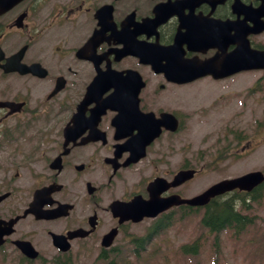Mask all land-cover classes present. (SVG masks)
I'll return each mask as SVG.
<instances>
[{
	"label": "flooded vegetation",
	"instance_id": "flooded-vegetation-1",
	"mask_svg": "<svg viewBox=\"0 0 264 264\" xmlns=\"http://www.w3.org/2000/svg\"><path fill=\"white\" fill-rule=\"evenodd\" d=\"M235 2L263 0H0V251L15 250L18 264L64 263L57 239L119 264L117 251L148 247L155 217L138 219L139 206L151 194L187 196V180L164 190L150 182L171 181L198 158L186 151L192 113L183 91L192 81L156 72V54L175 38L182 62L217 53V42L197 46L194 35L209 36L202 25L213 20L250 23ZM249 39L264 47V30ZM162 115L173 120H159L144 142ZM17 240L37 256L23 254Z\"/></svg>",
	"mask_w": 264,
	"mask_h": 264
},
{
	"label": "rangeland",
	"instance_id": "rangeland-1",
	"mask_svg": "<svg viewBox=\"0 0 264 264\" xmlns=\"http://www.w3.org/2000/svg\"><path fill=\"white\" fill-rule=\"evenodd\" d=\"M241 72L235 75L240 78L233 80V97L247 99L250 113L260 118L261 92L258 83L250 84L257 73ZM259 86V85H258ZM226 89V86H224ZM224 89L215 82H195L184 87V97L188 103V112L192 113L187 123L186 151L191 161L195 156L200 157L203 169L198 171L186 185L187 195L195 194L206 188L212 182L228 176H234L249 169H264V141L247 115L235 112L236 107L228 105L225 109L220 106H206L217 93ZM232 96V95H231ZM232 97V98H233ZM233 98V99H234ZM208 109L207 112L202 110ZM207 113V114H205ZM251 118V119H252ZM234 119L236 133L241 134L240 141L232 138L229 142L223 137L220 128L225 120ZM249 119V117H248ZM259 126V125H258ZM264 134V128L260 129ZM256 135V136H255ZM256 137L255 148L241 152L248 139ZM225 141V142H224ZM228 151L224 154V151ZM251 207L246 211L248 215H255L254 222L245 230L235 233L231 229L220 231V241L216 247L213 244L214 234L208 232L200 224L199 217L202 209L195 213H187L182 220L175 219L174 225L165 231L155 234V240L139 256H129L132 264H264V196L259 202L250 201ZM202 241L195 255L189 251L181 254L180 247L190 243L199 236ZM129 251H125L127 253ZM54 253V251H51ZM73 256L72 264H105L96 260L97 251L89 249L87 245L76 243L70 249ZM19 258L15 250L0 251V264H18Z\"/></svg>",
	"mask_w": 264,
	"mask_h": 264
},
{
	"label": "water",
	"instance_id": "water-1",
	"mask_svg": "<svg viewBox=\"0 0 264 264\" xmlns=\"http://www.w3.org/2000/svg\"><path fill=\"white\" fill-rule=\"evenodd\" d=\"M235 10H238L239 8L237 6L234 7ZM250 14L255 15H262L264 14V7H260L257 9H250ZM230 28H233L235 33L239 32L240 29V22L237 21L231 26ZM237 42L238 47H236L234 53H231L230 56L227 59L226 64H229L231 66V69H239V68H246V67H256V66H264V51L260 50H248L247 49V42L244 43L240 40H235ZM197 73H180L179 77L180 80H189L192 77L196 76ZM192 172L190 170L181 171L177 174V177L182 180L184 178L190 177ZM262 175L259 171H253L246 173L244 175L229 178V179H223L221 181H218L208 188H206L203 192L199 193L198 195L193 196L192 198H180L177 195H172L168 197H159V196H153L151 195V199L149 201L143 203L140 205V213L137 218H141L144 214H150L154 215L159 210L168 207L171 204H178L180 202H187L189 204H203L206 203L210 197L221 193L225 190L232 189L234 187L239 188H250L255 183H258L262 180ZM151 189V187H150ZM1 242V239H0ZM18 246L21 248V250L29 256H35L36 251L33 249L31 244L26 241H18ZM66 247H62V249H65Z\"/></svg>",
	"mask_w": 264,
	"mask_h": 264
},
{
	"label": "trees",
	"instance_id": "trees-1",
	"mask_svg": "<svg viewBox=\"0 0 264 264\" xmlns=\"http://www.w3.org/2000/svg\"><path fill=\"white\" fill-rule=\"evenodd\" d=\"M236 204L246 208L244 199L236 202L233 196H220L214 198L205 207V212L201 218V223L210 232H218L224 227H232L236 233H240L244 227L252 222V218L236 209ZM197 241L191 245H183V252L196 253L199 247Z\"/></svg>",
	"mask_w": 264,
	"mask_h": 264
}]
</instances>
